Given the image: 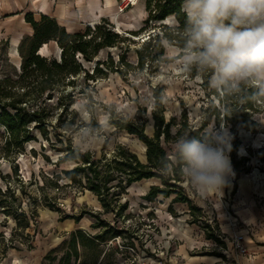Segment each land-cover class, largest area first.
<instances>
[{"label":"rangeland","instance_id":"rangeland-1","mask_svg":"<svg viewBox=\"0 0 264 264\" xmlns=\"http://www.w3.org/2000/svg\"><path fill=\"white\" fill-rule=\"evenodd\" d=\"M133 1L22 0L13 3L0 0V70L12 72L13 68H18L21 62L19 43L33 31L24 22L23 15H14L15 10L31 11L35 19L41 14L49 15L68 32L84 31L105 21L122 37L131 40L101 49L90 62L79 58L89 72L96 62L107 60L108 56L114 68L93 80H86L80 73L72 86L66 87V91L75 96L71 107L86 125L73 132L67 131L63 139L70 138L74 146L91 152L96 158L102 154L111 157L115 147L123 145L145 162L143 142L135 134L113 125L112 121L135 125L144 122L146 134L152 135L151 114L162 106L166 119L185 114L194 127L205 124L204 129L219 128L223 123L229 136L227 154L231 165L227 186L221 192L201 195L186 180L183 182L193 204L200 208L195 223L185 204L174 203L171 213V198L144 199L150 186L158 184L154 178L142 179L126 189L119 198L120 204L127 205L124 211L106 212L96 195L63 176L61 170L72 167L73 163H59L62 153L33 131L35 140L26 143L23 150L0 159V172L11 174L12 187L16 189L26 183V192L39 201L30 205L36 207L38 215L31 219L23 234L14 232L13 218L0 212V264H40L44 255L58 247L71 231L98 232L94 227L97 217L122 232L121 236L103 245L106 254L102 264H187V255L217 256V253H228L229 248L242 256H249L254 250L264 252V94L259 99L256 96L259 90L254 88L242 87L228 94L210 88L208 73L195 67L191 71L181 68V48L164 38L161 41L164 54L158 60L146 59L140 68L137 51L142 50V40L149 32L162 33L164 29L159 23L155 26L152 22L145 24V0H138L137 4ZM162 23L177 24L173 17ZM172 30L169 28L166 32ZM135 32L140 34L133 35ZM38 53L59 58L60 49L55 42L49 41ZM244 119L258 126L249 130L244 126ZM59 130L56 123L53 131ZM2 133L0 126V142ZM51 138L54 140L53 136ZM54 143L60 146L59 142ZM165 146L171 149V142ZM232 155L237 161L234 167ZM15 168L18 175L13 173ZM50 180L56 185L49 184ZM4 183L0 178V187L4 188ZM42 185L53 209L40 201L39 187ZM25 200L26 197L22 206L27 209ZM110 203L116 206L114 199ZM80 214L82 217L75 222L73 217ZM200 224L208 229H202ZM207 232L217 236L225 247L207 239ZM239 235H242L245 252L235 248ZM187 245L190 249L184 256L182 248ZM224 259L230 261V257Z\"/></svg>","mask_w":264,"mask_h":264},{"label":"trees","instance_id":"trees-1","mask_svg":"<svg viewBox=\"0 0 264 264\" xmlns=\"http://www.w3.org/2000/svg\"><path fill=\"white\" fill-rule=\"evenodd\" d=\"M181 4L182 0H145L147 17L144 23L152 22L153 26L159 23L163 25L164 31L149 32L142 40V50L137 51V64L140 68L143 67L146 59L158 60L164 54L161 43L163 38L169 44L181 48L183 41L178 29L185 21ZM169 17H173L176 21L175 29L173 26L162 23ZM24 20L30 24L33 31L19 43L20 65L18 68H13L12 72L0 70V126L3 128L0 159L23 150L26 143L36 139L33 132L36 131L50 147L62 153L58 158L59 163H73L72 167L61 170L63 176L70 183L96 195L106 212L124 211L127 205L120 204L119 198L126 193V189L142 179L154 178L158 184L150 186L144 199L153 201L157 196L171 198L169 204L171 213H173L174 203H182L187 205L193 217L192 222H198L196 213L200 212V208L193 204L182 185L186 179L180 174V166L174 164L173 170L165 173L163 159L167 157L168 161H175L171 149L165 144L186 132L192 136H200L205 124L194 127L189 124L185 114L180 117L170 116L166 119L162 106L151 114L154 129L152 135L146 134L144 122L135 125L112 121L113 125L135 134L143 142L146 147L145 162L123 145H117L111 157L102 154L101 157L96 158L91 152L82 151L74 146L70 138L63 139L67 131L73 132L81 125H86L80 120L78 112L71 107L75 96L66 91V87L72 86L74 78L80 73L86 80H93L95 77L105 76L114 68L113 60L111 56H108L107 60L96 62L92 71L89 72L79 58L90 62L101 49L119 46L121 42L130 41L131 38L122 37L105 21L92 26V29L68 32L55 18L46 14H41L38 19H35L32 12H26ZM169 28H173L172 32H166ZM132 34L138 35L140 32ZM49 41L55 42L59 47V58H49L38 53L39 48ZM256 96L259 99L263 98L259 92ZM63 101L67 102L63 103ZM243 121L245 128L249 130H254L258 126L254 121L249 124L246 119ZM56 123L60 127L59 132L53 131ZM54 142H59L60 146H56ZM233 149L235 150V146ZM231 159L234 167L237 161L233 155ZM13 173L18 175L16 168ZM0 178L5 182L4 188L0 187V212L13 218L14 232L20 231L23 234L30 226L31 219L38 215L36 207L30 205L39 201L26 192V183L14 189L9 181L11 174L3 175L0 172ZM49 184L56 185L52 180ZM39 190L40 201L53 209L52 204L48 202L47 194L43 191V185L39 187ZM24 197H26L27 209L22 206ZM112 199L115 200L116 206L110 203ZM81 217L80 214L73 219L78 222ZM96 219L94 227L99 229L98 232L90 234L82 229L71 231L58 247L44 255L40 264H102L106 254L103 245L121 236L122 232L98 217ZM201 227L208 229L205 225ZM206 238L225 247V244L212 232H207ZM216 255L224 258L222 253Z\"/></svg>","mask_w":264,"mask_h":264},{"label":"clouds","instance_id":"clouds-1","mask_svg":"<svg viewBox=\"0 0 264 264\" xmlns=\"http://www.w3.org/2000/svg\"><path fill=\"white\" fill-rule=\"evenodd\" d=\"M181 11L180 67L208 73V86L226 94L242 87L264 94V0H182ZM228 150L223 123L200 136L186 132L171 142L175 161L165 157L163 170L178 164L196 193L221 192L231 175Z\"/></svg>","mask_w":264,"mask_h":264},{"label":"crops","instance_id":"crops-1","mask_svg":"<svg viewBox=\"0 0 264 264\" xmlns=\"http://www.w3.org/2000/svg\"><path fill=\"white\" fill-rule=\"evenodd\" d=\"M4 1H7V0H4ZM9 1L13 3H21L22 0H8V2ZM19 11L21 12V9L15 10L14 15L21 14L23 15V18H24V15L26 12L20 13ZM25 23L28 24L27 22ZM251 248L252 247H250V249ZM188 249H190L188 245L182 248V251H184V253L182 252V254H184V256L185 254H188V251H189ZM222 254L224 255V258L230 257L229 259L230 261L229 262L224 261L225 259L222 258L221 256L200 254V255H193V256L187 255L186 256L187 264H264V252L261 250H254L251 255L242 256V255H236L229 248L228 253H222Z\"/></svg>","mask_w":264,"mask_h":264},{"label":"built area","instance_id":"built-area-1","mask_svg":"<svg viewBox=\"0 0 264 264\" xmlns=\"http://www.w3.org/2000/svg\"><path fill=\"white\" fill-rule=\"evenodd\" d=\"M236 245H235V248L240 251V252H245V247L243 246V243H242V235H239L236 237Z\"/></svg>","mask_w":264,"mask_h":264},{"label":"bare ground","instance_id":"bare-ground-1","mask_svg":"<svg viewBox=\"0 0 264 264\" xmlns=\"http://www.w3.org/2000/svg\"><path fill=\"white\" fill-rule=\"evenodd\" d=\"M138 0H134L133 4H137ZM94 21V19L90 20V22L92 23Z\"/></svg>","mask_w":264,"mask_h":264},{"label":"water","instance_id":"water-1","mask_svg":"<svg viewBox=\"0 0 264 264\" xmlns=\"http://www.w3.org/2000/svg\"><path fill=\"white\" fill-rule=\"evenodd\" d=\"M146 148V147H145ZM144 156H145V154H144ZM146 157V156H145Z\"/></svg>","mask_w":264,"mask_h":264}]
</instances>
